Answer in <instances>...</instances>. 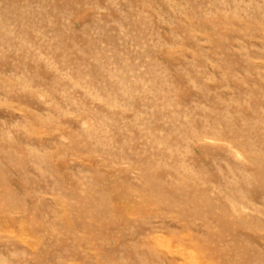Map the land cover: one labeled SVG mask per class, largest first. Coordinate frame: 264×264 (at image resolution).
<instances>
[{
    "label": "rangeland",
    "instance_id": "374dc122",
    "mask_svg": "<svg viewBox=\"0 0 264 264\" xmlns=\"http://www.w3.org/2000/svg\"><path fill=\"white\" fill-rule=\"evenodd\" d=\"M0 264H264V0H0Z\"/></svg>",
    "mask_w": 264,
    "mask_h": 264
}]
</instances>
